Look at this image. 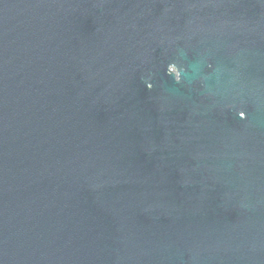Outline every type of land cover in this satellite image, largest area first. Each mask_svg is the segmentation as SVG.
Returning a JSON list of instances; mask_svg holds the SVG:
<instances>
[{
    "label": "water",
    "instance_id": "water-1",
    "mask_svg": "<svg viewBox=\"0 0 264 264\" xmlns=\"http://www.w3.org/2000/svg\"><path fill=\"white\" fill-rule=\"evenodd\" d=\"M0 264H264V0H0Z\"/></svg>",
    "mask_w": 264,
    "mask_h": 264
}]
</instances>
